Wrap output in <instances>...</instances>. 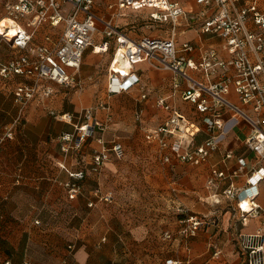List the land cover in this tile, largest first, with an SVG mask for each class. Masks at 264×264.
I'll use <instances>...</instances> for the list:
<instances>
[{"label": "crops", "instance_id": "0c3cea01", "mask_svg": "<svg viewBox=\"0 0 264 264\" xmlns=\"http://www.w3.org/2000/svg\"><path fill=\"white\" fill-rule=\"evenodd\" d=\"M15 1L0 0V15H3L1 18L7 16L6 4ZM179 1L186 10L187 17L183 16L177 22L174 30L176 44L179 49H183L185 43L193 47L192 50L182 51L183 54L199 61L205 53L215 50L219 59H230L231 54L224 48V39L200 28V20L196 16L205 6L199 4L197 0ZM187 2L190 4L189 7L186 5ZM110 4H113L112 8ZM260 5L264 8V0ZM64 8L68 10L70 5L66 4ZM213 10L210 8L208 12L212 13ZM94 11L103 19H111L115 14L113 23L132 40H139L147 35L168 36L172 33L171 22H162L171 24L168 34H132V31L126 32L122 28V25L135 28L136 21L128 20L133 14H145V18L149 21L161 23L150 17L153 11L150 8L119 11L115 0H95ZM36 14L33 12L22 16L19 22L33 33V45L44 43L51 45L63 33L64 23L53 26L50 20L45 18L40 24H30ZM6 18L1 20L0 24H5ZM98 25L99 30L94 33L93 45L100 46L108 38L102 32L103 24L100 22ZM247 26L251 30H256V25L251 20L248 21ZM2 29L0 26V31ZM47 36L50 37L49 41L46 40ZM115 45L114 40H110L107 50L96 51L92 46L88 47L77 74L81 91L75 92L68 101L63 102L62 96L54 92L55 82H49L53 93L49 97H42V101L39 96L32 100L23 121L16 128L15 137L1 145L0 264H6V261H10V264H21L25 260H30L32 264H59L61 258L67 254L65 239L77 242V249L68 257V264H165L170 258L169 241L179 245L181 256L176 255L171 258L180 260L181 264H240L241 259L239 253H236L234 243L236 233L255 231L260 219L252 218L245 225L237 222L234 217L235 200L230 202L225 200L222 204H216L212 196L215 189L207 185V180L215 169H232L240 157L246 159L247 170L264 168V159L259 160L255 152L245 144L251 125L244 120L236 121L230 112L223 113L225 133L219 149L207 162L192 165L172 159L171 162H164L158 168V177H152L150 181L151 184L153 182L156 184L159 179L161 185L160 192L152 190V193H159L162 198L172 196L176 202L180 201L188 207L186 215H178V220L175 221L177 228L185 223L180 219L193 216L202 220V225L196 234L189 238L190 240L180 236L167 240L164 232L168 230L174 232L172 230L174 225L161 227L160 224L158 228L149 221L125 223L120 212L117 213L115 209L104 206L109 203L98 202L95 207H88L85 197L79 196L70 200L66 191L58 184L60 180L69 178L68 172L62 168V165L70 171H77L81 167L73 159V154L65 153L61 149L59 135L63 131L72 130V124L57 117L65 121L62 125H57L56 117L47 115L48 109L72 113L104 101L111 107L112 120L103 135L106 138L112 133V138L114 136L122 142L118 132L135 134L136 113L139 109L143 110L142 125L156 127L169 116L170 112L156 103L158 97H166L170 104L181 110L196 127H199L194 137L195 143H200L207 137L202 115L194 104L182 98V92L187 88L186 79L171 70L156 67L148 61L137 63L134 65V70L140 76L144 89L142 90L138 85L128 91L109 94V66ZM20 52V49L0 39V63L7 62ZM186 71L204 83H216L222 79L225 72L227 75H233L235 69L232 66L226 68L215 66L210 69L209 76L200 69L188 67ZM22 80V76L15 75L9 78L0 76V128L13 122L18 115L19 104L15 101L14 90ZM175 81L179 83L177 88L173 85ZM144 91L147 93L145 98L142 97ZM226 97L251 116H255L252 108L242 103L233 85H230ZM123 101L126 102L125 106H121ZM120 110L127 113L122 115L123 112ZM95 115L105 120L107 110L96 108ZM147 142L150 143L148 140ZM122 143L125 147V143ZM151 144H154L155 149L159 151L157 142ZM90 149L91 146L87 145L82 150L85 159L89 160ZM228 151L233 153V157L223 162L222 158ZM109 163L115 165L113 161L107 162L105 170L109 168ZM96 181L94 175H88L83 183L88 186V184H96ZM234 182L238 186H243L246 176H238L234 178ZM228 184L229 180L221 182L219 192ZM101 188L107 191L103 184ZM258 201L264 208V179L260 183ZM162 211L160 214L163 217L166 210ZM90 214L95 216V221L88 225L86 218ZM162 217L160 221H163ZM35 220H39V223L37 224ZM92 224H95L96 228L92 227ZM85 225H88L86 229H84ZM75 237L77 240H73ZM211 246H220L218 260L213 253H210Z\"/></svg>", "mask_w": 264, "mask_h": 264}, {"label": "built area", "instance_id": "2783aa9c", "mask_svg": "<svg viewBox=\"0 0 264 264\" xmlns=\"http://www.w3.org/2000/svg\"><path fill=\"white\" fill-rule=\"evenodd\" d=\"M262 0H197L205 8L196 16L200 20V28L205 32L219 35L224 39V48L231 54L228 60L219 59L217 52L211 50L196 61L188 58L182 51L192 50L188 43L179 49L174 30L179 19L187 17V12L179 0H115L119 11L153 9L150 17L153 20L172 23V33L168 36L147 35L139 40L130 39L122 29L113 23V18L103 19L94 11L95 0H16L6 4L7 16L13 23L3 25L4 32H0V39L21 50L20 54L0 63V76L9 78L22 76L23 80L15 87V101L19 104L18 115L11 123L0 128V147L7 140L13 139L18 124L23 121L28 106L40 94L50 96L53 88L49 82L60 85H71L76 82V73L82 66L86 49L107 50L110 40H114L115 49L109 66L108 93L116 94L128 91L140 85L143 90L140 76L134 70V65L148 61L156 67L171 70L187 81V88L182 92V98L195 105L202 115L206 126L207 138L195 143L194 137L199 127L178 108L167 101L166 97H158L159 107L170 112L169 116L158 126L143 125L145 136L149 142H157L164 160L172 159L192 165H200L208 161L221 144L225 133L224 111L233 114L236 121L244 120L251 125L250 134L245 139L246 146L255 152L259 160L264 159V8ZM70 5L66 10L64 6ZM111 8L113 4L109 5ZM213 12L209 13V9ZM118 11V13H119ZM36 12L33 22L40 24L48 18L53 26L64 23L63 33L59 39L49 43L33 45V33L19 22V18ZM79 16H82L79 19ZM4 17L1 20H4ZM195 18V17H192ZM0 20V23H1ZM251 20L256 30L248 28ZM103 24L102 32L108 38L102 45H93L94 33L99 30V23ZM29 24V25H30ZM15 32L10 34L11 28ZM49 41L50 37H46ZM101 47L102 50H98ZM120 56L119 61L117 56ZM215 66L235 69L233 75L223 74L216 83H204L187 73L188 67L195 70H204L209 76L210 69ZM68 68H71L70 72ZM228 70V69H226ZM174 88L179 86L175 81ZM233 85L235 92L240 96L244 105L250 106L255 112L251 116L241 106L227 99L226 94ZM147 93L144 91L142 97ZM96 108L107 110L105 120L95 115ZM143 110L139 109L136 119L142 122ZM62 118L73 126L70 131H63L59 135L62 151L81 152L89 138L97 133L102 135L96 138L91 146L90 158L77 171H70L62 165L68 174L67 180H60L59 184L65 188L70 200L79 196L87 199L88 207H95L98 202H111L113 194L103 191L98 186L86 190L81 180L88 175L100 177L106 163L113 158L121 159L125 155V147L118 138L106 140L104 132L112 120L111 107L104 101L96 106L85 108L77 120L72 113H63ZM219 130V132H218ZM167 151V152H166ZM233 157L231 151L225 152L222 161L226 162ZM246 176L243 186H238L234 178ZM19 179V177H18ZM264 179V168L247 170V161L244 157L237 160L236 165L228 170H213L207 180V185L214 188V201L220 203L222 198L235 200L238 216L237 222L244 225L252 218L260 219L258 228L253 232H239L236 245L245 264H264V208L258 201L260 183ZM21 180V176H20ZM229 180V184L219 192L220 184ZM177 211L186 214L188 208L179 203ZM188 226L183 232L192 233L200 227L202 220L196 217H187ZM39 223V220H35ZM77 249L75 242L67 245V255L62 257L60 264H68V257ZM10 264V261H6ZM21 264H32L25 260Z\"/></svg>", "mask_w": 264, "mask_h": 264}, {"label": "rangeland", "instance_id": "374dc122", "mask_svg": "<svg viewBox=\"0 0 264 264\" xmlns=\"http://www.w3.org/2000/svg\"><path fill=\"white\" fill-rule=\"evenodd\" d=\"M186 5L188 7L190 6L188 2L186 3ZM2 16L0 15V20L3 19L1 18ZM81 18L82 16H79V19ZM128 20L136 21L135 28L130 27V25H122V28L126 32L132 31V34H146V33L168 34V32L171 29L170 23L151 22L147 18H145V14H141V15L133 14L132 17L130 16ZM68 70L70 72L72 71L71 68H68ZM78 72L76 73V82L74 84H71V85H60L57 83L54 84L55 85L54 92L62 96L63 102L68 101L69 97H71L72 94H74L75 92L81 91L80 89L82 87L79 81L77 80ZM39 97L42 101V97L44 96L40 94ZM125 103L126 102L123 101L121 106H125ZM126 107H128V104ZM84 110L85 109H81V110L72 112L73 119L77 120L79 116L84 112ZM120 111L123 112L122 115L127 113L124 110H120ZM62 114L63 112H57L55 109H53L52 111L51 109H48V112H47L48 116H52L54 118L56 117L57 125H62V123L65 122V121H61L57 119V117L62 118ZM118 133H119L118 135L120 136L122 142L125 143L124 157H122L121 159L113 158L112 160L108 161V162L113 161L115 165H112L111 163H109L108 164L109 168H106V170L104 169L100 177H96L97 178L96 184L94 183L91 185L88 184L87 186V184L85 185L83 183L84 179H82L80 182L81 185L84 186V188L88 187L86 190H89V189H92L98 186L102 187V184H103L105 189L109 192H112L113 194V200L111 202H106L109 204H104V206L109 209H115V212L117 213L120 212L122 214L121 218L122 220H124L125 223L134 224V223L149 221L154 226H157L158 228L160 227V224H162L161 227H164L163 225L173 227L174 225L175 227L174 229H172L174 232H172L171 230L164 232V237L167 238V240H171V239L173 240L177 238L178 236L182 237L183 239H187V240L193 237L200 227H198V229L195 230L194 233H192L191 231H188L186 233L183 232V229L188 226V222L186 220L187 218L186 219L179 218L180 221L185 222L183 223L184 225L182 227L177 228L175 225V221L178 220V215L181 214L177 211L176 206L182 202L180 201L176 202L175 198H172V196L162 198L159 193H155V192L152 193V190L153 191L157 190L159 192L161 191L159 187L161 186L159 179H157L158 182L156 184L154 182L153 184H151L150 181L152 177H158L159 175L158 168L162 166L164 162L167 163V161L164 160L162 153L159 152L160 150L159 151L156 150L155 149L156 146L154 144H151L154 142H150V143L147 142V139L145 136V128L143 127L142 122L139 120H136V130H135L134 135H131L128 133L123 134L120 131ZM96 135L97 136H95L94 138H89L87 142L85 143L84 147L87 145L92 146L93 144H95L96 138L102 134L97 133ZM106 138L111 141V139H113L114 136L112 138V133H111ZM153 147L154 149H152ZM90 153H91V149H90ZM68 154L70 155L73 154L74 156L73 159L77 161V164L80 165L81 168L86 164L88 160L82 156V151L81 152L71 151ZM220 187H221V184H220ZM62 188L65 190L64 187ZM220 193H222V191H220ZM225 200L228 202L233 201V200H227L225 198H222L220 203H217V202L215 203L222 204L223 201ZM164 210H166L165 215H163L162 217L160 212L161 211L164 212ZM237 216H238L237 211H235V214H234L235 220ZM39 217L41 218V216ZM161 217L163 218V221H160ZM86 219H87L88 225H90L91 223H93V221H95V216L90 214L87 216ZM88 225H85L84 229H86ZM91 226L92 227L95 226L94 228H96L95 224H92ZM239 232L241 231H238L236 233V238L234 240L235 250L237 254L239 253V250L236 245V241H237V235ZM75 233H78V232H75ZM73 240H77L76 237ZM70 242H75V241H72V240L67 241L65 239V243H67L66 248ZM169 242L170 244L168 245V249H169L168 256H170V258L165 261V264H181L180 260L178 259L173 260L171 258L176 255L181 256L179 245L172 244L173 241H169ZM75 243L77 246V242ZM219 247L220 246H211L209 250L210 253H213V255L216 256V260H218V258L220 257ZM239 256L241 259L240 264H245L242 260V256L240 253H239Z\"/></svg>", "mask_w": 264, "mask_h": 264}, {"label": "bare ground", "instance_id": "6f19581e", "mask_svg": "<svg viewBox=\"0 0 264 264\" xmlns=\"http://www.w3.org/2000/svg\"><path fill=\"white\" fill-rule=\"evenodd\" d=\"M6 19H7V22L5 24L4 23L0 24L1 27L3 25H8V24H12L13 23L12 19H8V18H6ZM2 28L3 29L0 31L1 33L4 32V27H2ZM13 32H15V29L12 27L11 31H10V34H12ZM98 50H102V49L100 47H98ZM119 59H120V56L118 55L117 56V60L119 61Z\"/></svg>", "mask_w": 264, "mask_h": 264}, {"label": "trees", "instance_id": "16d2710c", "mask_svg": "<svg viewBox=\"0 0 264 264\" xmlns=\"http://www.w3.org/2000/svg\"><path fill=\"white\" fill-rule=\"evenodd\" d=\"M206 138H207V137H206ZM206 138H205V139H206ZM205 139H204V140H205ZM204 140H203V141H204ZM66 249H67V248H66ZM67 253H68V251H67ZM66 255H67V254H66ZM63 257H64V256H63ZM61 259H62V258H61Z\"/></svg>", "mask_w": 264, "mask_h": 264}]
</instances>
